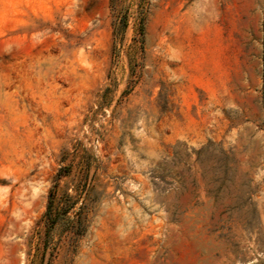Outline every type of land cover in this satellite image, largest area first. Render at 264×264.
Here are the masks:
<instances>
[{
    "label": "rangeland",
    "instance_id": "1",
    "mask_svg": "<svg viewBox=\"0 0 264 264\" xmlns=\"http://www.w3.org/2000/svg\"><path fill=\"white\" fill-rule=\"evenodd\" d=\"M0 264H264V0H0Z\"/></svg>",
    "mask_w": 264,
    "mask_h": 264
}]
</instances>
